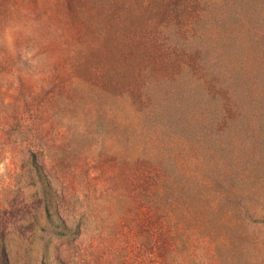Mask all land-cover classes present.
<instances>
[{
	"label": "rangeland",
	"instance_id": "obj_1",
	"mask_svg": "<svg viewBox=\"0 0 264 264\" xmlns=\"http://www.w3.org/2000/svg\"><path fill=\"white\" fill-rule=\"evenodd\" d=\"M0 264H264V0H0Z\"/></svg>",
	"mask_w": 264,
	"mask_h": 264
},
{
	"label": "trees",
	"instance_id": "obj_2",
	"mask_svg": "<svg viewBox=\"0 0 264 264\" xmlns=\"http://www.w3.org/2000/svg\"><path fill=\"white\" fill-rule=\"evenodd\" d=\"M195 61L197 62V60H195ZM190 62H191V60H190ZM197 67H198V63H197ZM190 74L193 77L192 73H190ZM208 78H209L208 75H204V73H203L202 76L200 78H198V82L201 83L204 87H207L206 92L210 96V99L214 100V101H219V99H221L224 102H226V99H227L226 94H225V92H223L222 87H220L216 78H215V81L213 79H210V78H209L210 81H207ZM190 94H193V93H190ZM153 164H154V166L156 165V167H154L153 165H149V166H146L144 171L142 170V177L145 179V177H147L145 175L148 174V177L151 178V180H153V185L155 187H157V190L153 193V197H154V199H156V201L153 202L154 210H156V212H164L162 209L163 208L162 203L167 198H168L167 200H169V195H167V194H169V189L178 183L174 179H172L171 175H169V171L167 170V168L165 166L161 165V162L160 163H153ZM201 181H202V183L200 185L201 188L208 189L210 187L213 188L216 180L211 178V177H207L204 174ZM229 196L230 195H226V197L225 196H223V197L229 198ZM198 197L200 198V196H198ZM171 198L172 199H170V202H171L172 206H174V204L176 205V204L180 203V201H177V199H174L173 197H171ZM213 198H214L213 195H208V197L206 199L211 201ZM173 211H174V209H172V212ZM169 212L171 213V210ZM169 212L167 210V212H166L167 215L170 214Z\"/></svg>",
	"mask_w": 264,
	"mask_h": 264
}]
</instances>
